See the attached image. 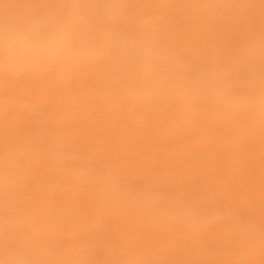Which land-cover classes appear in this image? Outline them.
<instances>
[{
	"label": "rangeland",
	"instance_id": "obj_1",
	"mask_svg": "<svg viewBox=\"0 0 264 264\" xmlns=\"http://www.w3.org/2000/svg\"><path fill=\"white\" fill-rule=\"evenodd\" d=\"M83 3L150 21L182 87L133 93L151 81L111 59L0 66V264H264V111L202 91L264 93V0Z\"/></svg>",
	"mask_w": 264,
	"mask_h": 264
},
{
	"label": "clouds",
	"instance_id": "obj_2",
	"mask_svg": "<svg viewBox=\"0 0 264 264\" xmlns=\"http://www.w3.org/2000/svg\"><path fill=\"white\" fill-rule=\"evenodd\" d=\"M98 17H107L112 26L101 27ZM133 26L138 33L130 31ZM155 33L150 21L119 7L96 9L83 0L44 4L0 20V66L24 69L111 59L130 65L135 80L151 81L150 88L134 85L133 93L180 88L170 76L171 56ZM202 91L230 109L264 111V93L229 95L220 76L212 77ZM8 264H27V260L10 253Z\"/></svg>",
	"mask_w": 264,
	"mask_h": 264
}]
</instances>
